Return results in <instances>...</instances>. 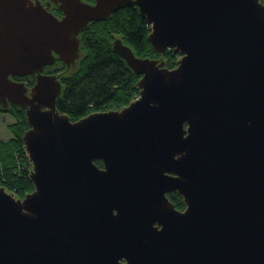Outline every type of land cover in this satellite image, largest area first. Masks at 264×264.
<instances>
[{
    "label": "water",
    "instance_id": "water-1",
    "mask_svg": "<svg viewBox=\"0 0 264 264\" xmlns=\"http://www.w3.org/2000/svg\"><path fill=\"white\" fill-rule=\"evenodd\" d=\"M60 1L62 18L0 0V103L26 107L35 184L23 198L0 186V264H264V3ZM124 4L158 53L182 56L170 68L116 38L140 94L72 120L44 68L74 64L90 20Z\"/></svg>",
    "mask_w": 264,
    "mask_h": 264
},
{
    "label": "trees",
    "instance_id": "trees-1",
    "mask_svg": "<svg viewBox=\"0 0 264 264\" xmlns=\"http://www.w3.org/2000/svg\"><path fill=\"white\" fill-rule=\"evenodd\" d=\"M150 32L151 24L137 5L126 4L107 18L91 20L79 34L80 52L75 63L67 66L57 56L54 63L44 68V72L57 74L61 81L56 107L76 120L92 111L128 105L140 94L138 81L142 75L114 50L113 41L116 38L129 44L137 55L164 59L168 67L177 64L182 56L174 48L158 53L149 40ZM13 78L24 81L28 86L36 81L35 74ZM0 111L8 112L16 119L8 124L13 135L8 139L0 137V186L23 198L35 189L30 176L33 165L23 138L30 127L26 107L12 103L3 106L0 103ZM97 163L103 165L102 160H97ZM169 193L185 205L183 195L177 190Z\"/></svg>",
    "mask_w": 264,
    "mask_h": 264
},
{
    "label": "flooded vegetation",
    "instance_id": "flooded-vegetation-1",
    "mask_svg": "<svg viewBox=\"0 0 264 264\" xmlns=\"http://www.w3.org/2000/svg\"><path fill=\"white\" fill-rule=\"evenodd\" d=\"M37 1H40L49 11H51L52 13H54L57 17L62 18L65 13L63 11V9L61 8V1L60 0H27V2H31V3H36ZM86 3H90L93 4L96 2V0H82ZM126 5V4H124ZM122 5V6H124ZM92 20H96V19H92ZM91 21V20H90ZM177 64H175L174 66H176ZM173 66V67H174ZM170 67V68H173ZM176 191V190H175ZM173 192V191H172ZM168 196L171 199V201L175 204V207L179 210H184L187 206V204L185 203V205L183 206V204L180 203V201L172 198L171 194L168 192ZM184 200V197H183ZM185 202V200H184Z\"/></svg>",
    "mask_w": 264,
    "mask_h": 264
},
{
    "label": "rangeland",
    "instance_id": "rangeland-1",
    "mask_svg": "<svg viewBox=\"0 0 264 264\" xmlns=\"http://www.w3.org/2000/svg\"><path fill=\"white\" fill-rule=\"evenodd\" d=\"M264 3V0H262ZM3 106H6L3 102H1ZM16 119L15 117L8 113V112H1L0 111V137L3 139H8L10 138L13 133L9 129L8 124L11 122H14Z\"/></svg>",
    "mask_w": 264,
    "mask_h": 264
}]
</instances>
